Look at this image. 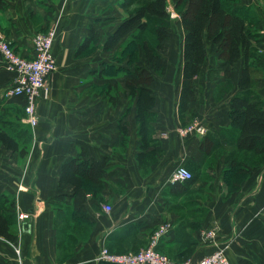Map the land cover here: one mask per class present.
I'll list each match as a JSON object with an SVG mask.
<instances>
[{
    "label": "crops",
    "instance_id": "1",
    "mask_svg": "<svg viewBox=\"0 0 264 264\" xmlns=\"http://www.w3.org/2000/svg\"><path fill=\"white\" fill-rule=\"evenodd\" d=\"M232 6L246 20L250 85L239 86L243 52L221 68L199 66L183 108V67L161 73L145 65L144 51L131 63L129 36L104 48L125 18L121 0H1L0 34L20 55L32 57L33 35L55 20L58 33L35 126L23 97L9 93L14 73L0 65V128L17 144L0 145V213L15 237H0V264H116L95 258L104 246L145 247L161 224L169 230L157 249L173 259L224 249L230 264H264V151L237 147L240 129L230 115L235 96L264 111V0ZM91 28L95 39L77 52ZM179 28L163 43L177 39L183 52ZM179 165L193 177L172 183ZM18 212L29 220H17ZM206 229L215 230L213 244L199 236Z\"/></svg>",
    "mask_w": 264,
    "mask_h": 264
},
{
    "label": "trees",
    "instance_id": "2",
    "mask_svg": "<svg viewBox=\"0 0 264 264\" xmlns=\"http://www.w3.org/2000/svg\"><path fill=\"white\" fill-rule=\"evenodd\" d=\"M173 1L175 7L184 4V2L186 4L180 20L184 30L182 52L184 65L180 91L182 107H186L189 98L193 94V77L206 56L203 41L205 31L207 32V39L224 49L228 63L233 64L240 58L241 52L244 53L245 64L242 69L239 86L242 89L248 88L250 85L248 65L250 44L242 9L238 11L237 8L233 7L232 3L234 1L231 0L228 2L226 0ZM166 3L167 0H145V2L135 7L106 38L104 48H113L123 37L131 36L136 32H144L148 28V20L153 21L156 23L153 27L156 45L153 48L148 43V40L144 39L141 41L140 47L145 53L147 64L163 73L166 63L157 52L161 49L162 42L170 34V26L167 23L168 12ZM95 35L94 29L91 28L88 36L78 47L77 52L80 53L86 50L95 39ZM145 80L146 82L149 80L148 75ZM230 115L232 121L238 123L240 129L236 140L237 147L239 149L253 150L257 154L262 153L264 151V111L248 99L235 96L231 100ZM1 144L14 150L17 148L13 138L0 128ZM100 176V170H96V174L91 179L93 182L98 183ZM79 184L80 182H75V187L77 188ZM11 206H13V203H11ZM0 237L9 241L15 239L9 230L8 218L2 212L0 213ZM241 264H246V262L243 261Z\"/></svg>",
    "mask_w": 264,
    "mask_h": 264
},
{
    "label": "built area",
    "instance_id": "3",
    "mask_svg": "<svg viewBox=\"0 0 264 264\" xmlns=\"http://www.w3.org/2000/svg\"><path fill=\"white\" fill-rule=\"evenodd\" d=\"M56 36V24L46 32L35 33L32 37L34 55L30 58L18 54L14 48L0 34V65L14 73L9 93L15 96H22L24 99V114L30 126L38 122L36 105L39 99L46 98L48 88L47 77L56 69V61L53 53V43ZM193 126L178 129L184 133ZM199 132L203 133L202 128ZM192 173L184 166L179 165L171 174L172 183H182L190 180ZM104 209L109 211L111 207L105 205ZM29 212H21L18 215L19 221L29 220ZM169 230L168 224L159 225L149 238L147 246L135 252L113 254L107 247H103L95 260L109 261L116 264H230L224 249H217L214 252L204 255L198 259L185 258L178 260L170 258L157 250L159 239ZM199 236L203 243H214L215 230H200ZM18 252V249H17Z\"/></svg>",
    "mask_w": 264,
    "mask_h": 264
},
{
    "label": "rangeland",
    "instance_id": "4",
    "mask_svg": "<svg viewBox=\"0 0 264 264\" xmlns=\"http://www.w3.org/2000/svg\"><path fill=\"white\" fill-rule=\"evenodd\" d=\"M226 1L228 2L230 0H226ZM231 1H235V0H231ZM143 2H145V0H121V7H119V10L122 11V15H124V17L126 18L129 15V13L135 7L139 6ZM166 5H167L166 8H167V12H168L167 23L170 26V33L175 34L176 32H174V31L176 29H180L179 28V22L181 20L182 11L186 7V4L184 2V4H181L180 6L175 7L173 0H167ZM61 15H62V13H61ZM61 15H60V17L58 16L56 18L59 21V25H60V21H61L60 20ZM148 23H149L148 24V28L144 32H136V33L132 34L131 36H129L130 40L127 42V44L125 46V48H126L125 55L129 56V61L131 63L135 62V64H136L138 61H140L142 59V51L143 50L141 49V47H139L142 40H144V39L148 40V43L153 48L156 45L155 34H154V31H153V27L156 25V23L153 22V21H150V20H148ZM55 24H56V36H55V39H56L57 33H58V23H57L56 20H55V22H53L49 26V28H47V30L52 28V27H54ZM180 24H181V22H180ZM47 30L42 31V32H46ZM178 32H179V30H178ZM178 32H177V34H178ZM206 34H207V32L205 31L204 34H203V37H204V40L206 42L205 44H206V53L207 54H206V57L204 59V62L202 64H200L199 66L207 67V68H221L223 66H227L228 62H227V59H226V54L224 52V49L222 47H220L219 45H217L215 47L212 46L208 42L210 40L207 39ZM161 45L163 47L162 50L159 49L158 52L157 51L156 52L163 58V60L166 63V66H173L175 68L178 67L179 69L181 67H183L184 60H183L182 51L180 50V47H179L180 46L179 41L177 39H175L174 41H172L170 43L169 46H166V43H163V42H162ZM164 49H166L167 51H165ZM27 58H29V57H27ZM145 65L149 66L147 64V62H146ZM201 76L205 77V75H201ZM222 76L223 75L220 74L219 76L215 75L213 77H214V80H215V79H218L219 77L222 78ZM18 215H19V212L16 213L17 220H18ZM13 247H14L15 254L19 258L20 257V248L18 246H16V245H14ZM17 249H18V252H17ZM109 252H111L113 254H121V253L135 252V251H127V252H121V253L119 252V253H117V252H112V251L109 250ZM160 253H162V252H160ZM162 254H164V253H162ZM164 255H166V254H164ZM166 256H168V255H166ZM19 260H20V258H19ZM178 260H184V259H178Z\"/></svg>",
    "mask_w": 264,
    "mask_h": 264
}]
</instances>
